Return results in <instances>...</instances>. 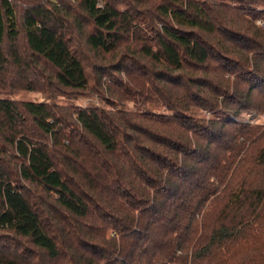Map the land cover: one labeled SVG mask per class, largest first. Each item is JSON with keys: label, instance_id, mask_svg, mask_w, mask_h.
Masks as SVG:
<instances>
[{"label": "trees", "instance_id": "trees-1", "mask_svg": "<svg viewBox=\"0 0 264 264\" xmlns=\"http://www.w3.org/2000/svg\"><path fill=\"white\" fill-rule=\"evenodd\" d=\"M243 113L264 114V0H0V264H264Z\"/></svg>", "mask_w": 264, "mask_h": 264}, {"label": "rangeland", "instance_id": "rangeland-1", "mask_svg": "<svg viewBox=\"0 0 264 264\" xmlns=\"http://www.w3.org/2000/svg\"><path fill=\"white\" fill-rule=\"evenodd\" d=\"M70 95H72V97L69 99V102H67L65 99L59 97L56 99V102H58V104L61 105H66V104H74L75 106H82V107H89L92 105H97V106H104V102L102 100V98L100 97L101 94H95V95H86L83 94L81 95L80 93H70ZM12 97L14 99L20 100V101H34V102H38L41 100V96L38 93L35 92H29V91H19V92H15ZM105 97V95H104ZM121 106L124 107V110H126L127 112H129L130 110H132V106L129 105L126 102H121L119 103ZM120 106V108H121ZM106 109H109V107H105ZM134 108V106H133ZM142 110L147 109L148 113H159V115H162L165 111L164 108H162L159 104H157V102H150V103H146V105L141 107ZM192 113L196 116V117H202L205 118L206 114L203 111H200L196 108L191 109ZM146 112V111H145ZM239 120L242 121H253V122H258L261 124H264V114H248V113H243L240 115V117L238 118Z\"/></svg>", "mask_w": 264, "mask_h": 264}]
</instances>
